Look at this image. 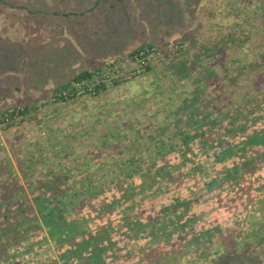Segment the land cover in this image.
I'll list each match as a JSON object with an SVG mask.
<instances>
[{
    "label": "rangeland",
    "instance_id": "374dc122",
    "mask_svg": "<svg viewBox=\"0 0 264 264\" xmlns=\"http://www.w3.org/2000/svg\"><path fill=\"white\" fill-rule=\"evenodd\" d=\"M83 1L0 0V109L39 106L11 127L0 128V167L9 170L6 161L10 160L17 177H21L18 156L23 170L37 178L63 161L67 153L75 155L72 161L64 159L71 169L77 162H90L93 176L121 171L119 163L136 154L128 137L134 139L139 131L143 133L137 145L141 154L148 155L155 153L152 144L159 145L158 139L172 142L175 127L184 130L186 123L190 124L184 119L175 123L183 115L177 111L182 100L196 88L206 86L202 91L208 93L212 77L220 81L216 94H204L206 110L196 111L194 120L199 119V111L205 115L213 107H246L257 98L264 104V0H127L126 15L119 9L116 14L93 11L99 0L86 10ZM227 33L233 35L232 41L226 40ZM142 45L152 46L148 58L153 71L148 74H143L138 64L123 61ZM172 55L179 63H193L197 68L193 74L203 88L196 79L172 76ZM117 59L122 60L119 65L123 71H135L137 77L97 97L80 95L66 103L52 102L57 86L82 71ZM236 74L233 83L221 82L224 76ZM119 75L129 78L122 72ZM154 82L160 96L146 101L145 91L149 95L150 88L155 89ZM260 118L259 128L264 131V111ZM245 138L241 139L247 143ZM263 144L264 139L259 148L244 147L246 155L240 160L232 157L236 169L243 173L247 163L240 161L245 162L248 155L263 156L264 161ZM221 185L213 194L222 231L208 238H214L215 248L223 245L220 252L227 255V264H264V241L256 242L264 240V163L250 165L244 176L224 178ZM170 204L152 202L159 214ZM201 207L199 212L208 206ZM115 229L116 233L122 231L119 226ZM155 234L157 238L114 242L107 261L189 264L185 256L188 236L182 231L176 234L167 223ZM111 237L119 241L116 235ZM117 243L124 245L118 248ZM56 257L48 243L26 264H63L58 258L57 263H50ZM190 261L198 262L194 258Z\"/></svg>",
    "mask_w": 264,
    "mask_h": 264
},
{
    "label": "trees",
    "instance_id": "16d2710c",
    "mask_svg": "<svg viewBox=\"0 0 264 264\" xmlns=\"http://www.w3.org/2000/svg\"><path fill=\"white\" fill-rule=\"evenodd\" d=\"M95 1L84 0L85 9L89 10ZM127 2L99 0L93 11L105 10L116 14L119 9L126 15ZM232 38V34H226V40L232 41ZM151 50V45H142L128 53L123 61L138 64L143 74H148L153 71L148 58ZM177 59L176 55L170 59L172 76L180 80L196 79L203 88L193 74L197 69L193 63L188 66ZM121 61L113 60L92 71L74 75L52 91V102L66 103L80 95L97 97L137 77L135 71L133 74L123 71L119 65ZM185 66L190 67L192 72ZM119 72L129 78L119 75ZM235 76L237 74L229 78L226 75L221 82L231 84ZM212 79V85H207L211 88H207L208 93L202 91L206 86L201 90L196 88L182 100L177 111L183 112V115L175 123L177 125L185 120L190 124L186 123L184 130L176 126L172 142L158 139L159 145L152 144L155 153L148 155L141 154L137 145L143 133L139 131L135 140L128 137L129 145L134 147L136 154L126 162H120L121 171L109 172L111 176L107 175L110 177L104 174L93 176L90 162H77V166L71 169L64 159L72 161L75 157L72 153L64 155L63 161L49 167L37 178L30 171L23 170L19 156L16 160L21 177H17L14 166L7 160L10 169L0 167V264H26L38 249L48 243L57 254L56 261L50 263H57L59 259L63 264H112V261H107V254L113 250L114 242L123 238L126 243L157 238L156 231L165 223L176 234L182 231L190 238L185 245L189 246L185 255L189 264H194L190 261L192 258L198 260L195 264H227L229 261L224 259L227 255L220 252L223 245L215 248L214 238H208L213 234L215 237L214 232L222 231L216 220L217 204L214 203L217 200L213 193L221 189L224 178L244 176L250 165L264 163L263 156L261 159V156L248 155L245 162L240 161L243 165L247 163L241 173L232 160V157L236 160L244 157L246 153L242 149L246 146H261L264 131L259 126L264 104L257 98L246 107L231 106L228 110L225 108L228 105L213 107L211 112L202 115L207 107L204 96L216 94L215 87L220 83L215 77ZM154 84L155 89L150 88L149 95L145 91L146 101L160 96L158 85ZM215 98L218 99L217 96ZM38 108L34 103L0 109V128L11 127L17 119H25ZM185 109L189 112L185 113ZM198 110L201 112L197 113L199 119L196 121L193 117ZM244 135L247 143L241 139ZM113 148L117 150V144ZM132 161L129 167L124 165ZM217 196L220 197L221 192ZM169 198L172 200L169 201ZM157 200L172 204L164 211L160 209L159 214L152 205ZM207 200L211 204L208 205ZM201 204L208 207L199 212L203 209ZM151 212L154 214L149 215ZM149 216L154 221L150 222ZM116 226L122 231L116 233ZM111 235H116L119 241H113ZM263 241L256 242L260 244ZM50 250L48 248L47 251Z\"/></svg>",
    "mask_w": 264,
    "mask_h": 264
}]
</instances>
